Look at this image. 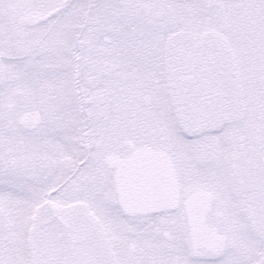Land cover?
I'll return each instance as SVG.
<instances>
[{"label": "snow or ice", "instance_id": "snow-or-ice-1", "mask_svg": "<svg viewBox=\"0 0 264 264\" xmlns=\"http://www.w3.org/2000/svg\"><path fill=\"white\" fill-rule=\"evenodd\" d=\"M0 264H264V0H0Z\"/></svg>", "mask_w": 264, "mask_h": 264}]
</instances>
